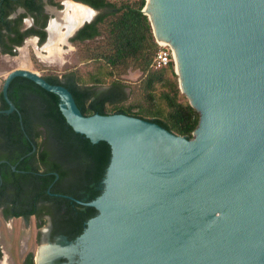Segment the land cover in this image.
Here are the masks:
<instances>
[{
    "label": "water",
    "instance_id": "95a60500",
    "mask_svg": "<svg viewBox=\"0 0 264 264\" xmlns=\"http://www.w3.org/2000/svg\"><path fill=\"white\" fill-rule=\"evenodd\" d=\"M153 7L201 115L193 138L125 113L85 115L68 87L23 68L6 76L0 112L18 110L9 86L28 77L61 97L76 132L110 143L103 193L80 201L99 212L79 237L82 264H264V0Z\"/></svg>",
    "mask_w": 264,
    "mask_h": 264
},
{
    "label": "trees",
    "instance_id": "16d2710c",
    "mask_svg": "<svg viewBox=\"0 0 264 264\" xmlns=\"http://www.w3.org/2000/svg\"><path fill=\"white\" fill-rule=\"evenodd\" d=\"M30 1L32 4L33 0ZM77 1L100 10L93 20L87 21L71 37L72 43L80 47L85 61H96L99 66H81L65 73L56 71L46 79L68 87L85 115L125 113L193 138L201 115L182 92L175 63L172 61L161 68L152 66L160 46L151 20L144 11L147 0ZM130 68L140 69L143 73L139 85L142 93L137 102L125 104L121 100L126 86L123 77ZM19 79L30 80L22 76L14 79L9 96L21 110L24 126L35 145L26 139L28 136L22 131L21 118L16 111L0 112V161L6 160L0 163L4 188L10 184L7 169L16 165L18 169L27 171L23 175L27 179L31 204L40 199L61 200L58 196L49 195L47 190L53 185L52 191L65 192L66 188L59 182L66 179L70 181L68 190L85 189L86 200H95L104 190L102 182L112 159L110 143L106 140L93 142L85 134L76 132L61 109V97L36 82L31 80L26 89L40 92L44 97L41 102L38 103L37 98L22 96L17 92L22 89L18 85ZM105 83H110V89L101 94L95 93V87ZM1 99L4 107H8L3 93ZM34 124L44 127L45 132L38 130ZM44 133L45 140L42 139ZM34 147L36 150L32 151ZM57 173L60 178L56 180ZM0 191L1 204V195L5 192ZM18 194L17 191L11 198L12 205ZM88 209L92 216L99 213L95 207L89 206ZM76 216L79 217L78 213L69 211L68 217ZM2 255L0 245V258ZM34 256L33 252L28 253L23 264H35Z\"/></svg>",
    "mask_w": 264,
    "mask_h": 264
},
{
    "label": "flooded vegetation",
    "instance_id": "af4514ba",
    "mask_svg": "<svg viewBox=\"0 0 264 264\" xmlns=\"http://www.w3.org/2000/svg\"><path fill=\"white\" fill-rule=\"evenodd\" d=\"M59 7L61 6L58 0H33L32 4L30 0H0V54L3 56H17V58H19L22 55L21 50L26 48V44H31L36 49L38 46V51H47L45 49V46L49 42V36H51L49 27L51 24V20L56 16L55 11H59ZM97 10L100 12L99 9ZM29 18L32 19L31 23L28 22ZM45 32L47 34L46 37ZM67 41L68 40H66V42ZM71 44H73L72 41ZM18 49L20 51L19 54H17ZM38 51H35V55L37 57H41ZM133 69L134 68H130L128 72H131ZM136 70L142 72L140 69ZM48 75L52 74H46L42 76L46 79V76ZM17 77L19 76H16L14 79H16ZM60 77H62V75ZM13 80L11 81V83L13 82ZM31 80L32 79H19L18 85L22 87V89L18 90L17 92H20V94L24 97L27 96L31 99L37 98V100H39L38 103H40L41 99L44 98L42 94L35 90L26 89L29 84L31 85ZM4 82L5 79L3 81V85L0 87V110H6L9 108V105L8 107H4V102L1 99ZM12 91H14V88H12ZM38 107L40 106L38 105ZM15 111L19 114V116L20 113L22 115V112L19 108L18 110H14L13 112ZM34 126L37 127V124H34ZM21 127L23 133L28 136L26 137V139L29 140V143L35 145V141L33 140V138L29 137L30 134L24 126V120L23 124L21 123ZM37 129L43 130L45 132V128L41 125H39ZM42 139H46L45 133L43 134ZM34 148L33 149L36 150V147ZM5 161L6 160H1L0 163ZM23 173L26 174L27 171L18 169L16 165L10 167V170L8 168L7 179L10 184H8L9 186L4 188L5 179L3 177V173L0 171V189L5 192L3 195H1L2 202L0 204V214L2 215L4 220L21 219L24 222H31L32 219L36 220L37 231L35 236V244L38 248H40V250L44 245H48L49 249H51V251L55 253H53L54 256L53 254L50 255L48 264H82V246L78 245L79 237L86 230L90 219L94 217L88 212L89 205H85L80 202H88L86 200L87 196L85 195V189H76L74 187L75 191L68 190L70 181L67 179L62 180L59 183H61L62 186L66 188L65 192L52 191L51 187L53 185H51L47 190L49 195L58 196L62 198L61 200L57 202L55 200L40 199L35 204H31V202L29 201V190L27 191V179L25 175H23ZM59 178V174L57 173L56 180ZM102 183V188L104 189V181ZM17 191L19 192L18 198L16 202H14L15 204L12 205L11 203L13 202H11V198L14 197V194ZM32 209L33 213H30ZM53 209H57V211H53ZM69 211L78 213L79 217H68ZM27 214H29V217L27 216ZM30 252L33 251H29L28 253ZM37 254L34 256L35 264ZM69 254L74 255L73 261H71L70 257H68Z\"/></svg>",
    "mask_w": 264,
    "mask_h": 264
},
{
    "label": "rangeland",
    "instance_id": "374dc122",
    "mask_svg": "<svg viewBox=\"0 0 264 264\" xmlns=\"http://www.w3.org/2000/svg\"><path fill=\"white\" fill-rule=\"evenodd\" d=\"M66 1L71 0H58L60 3L59 10L66 7ZM77 2V0H72ZM117 1V0H112ZM97 14V13H96ZM96 14L93 16L95 17ZM53 17V16H52ZM28 22L31 23L32 19L29 18ZM62 49V60L55 57L49 59H43L42 57H37L35 51L37 49L31 45L26 44L28 49V59L31 69L39 72L41 75L53 74L56 71L60 73H65L74 68L88 65L90 68H97L99 63L96 61H85L83 58L80 47L74 44H67V42L59 44ZM19 49L17 54H19ZM42 54L47 55V51H40ZM18 61L17 56L11 55H1L0 54V87L3 85L5 77L14 69L24 68ZM143 77V73L133 69L128 72L124 78V92L121 98L125 104L135 102L141 99V88L140 82ZM110 83H105L103 85H98L95 87L94 91L97 94L107 92L110 89ZM183 92V91H182ZM184 93V92H183ZM188 97V96H187ZM137 102V101H136ZM36 220L32 219L31 222H24L21 219H10L4 220L0 214V245L2 251V257L0 258V264H23L24 258L29 251H33L37 256L39 255L40 248L35 244L36 236Z\"/></svg>",
    "mask_w": 264,
    "mask_h": 264
},
{
    "label": "bare ground",
    "instance_id": "6f19581e",
    "mask_svg": "<svg viewBox=\"0 0 264 264\" xmlns=\"http://www.w3.org/2000/svg\"><path fill=\"white\" fill-rule=\"evenodd\" d=\"M154 0H149L147 7L145 8L148 16H150L152 22L156 26V18L157 11L154 10L153 7ZM66 7L63 10L55 11L56 16L51 20V24L49 27V31L51 36L49 38V42L45 46L47 50V55L42 54V52L38 51L43 59H49L55 57L57 59L62 60V49L59 44L66 42L69 36L73 33V31L83 22L91 19L97 12L93 8L82 4L81 2L74 1H66ZM96 12V13H95ZM157 28V26H156ZM158 33V31H157ZM160 41L162 42H170L169 39L164 36H159ZM175 46V45H174ZM22 55L18 58L19 64L24 67L23 69H31V65L29 64V59L27 55V48L21 50ZM176 62L178 66V70L182 72V65L179 53L176 50ZM183 86L185 88V82L183 78ZM54 252L49 249L48 245H44L39 255L37 256L38 264H48L50 255ZM55 254V253H54Z\"/></svg>",
    "mask_w": 264,
    "mask_h": 264
},
{
    "label": "built area",
    "instance_id": "2783aa9c",
    "mask_svg": "<svg viewBox=\"0 0 264 264\" xmlns=\"http://www.w3.org/2000/svg\"><path fill=\"white\" fill-rule=\"evenodd\" d=\"M157 42L160 46V49L153 61L152 66L156 68H161L169 65L172 61L177 65L176 62V48L171 42H162L160 39H157Z\"/></svg>",
    "mask_w": 264,
    "mask_h": 264
}]
</instances>
